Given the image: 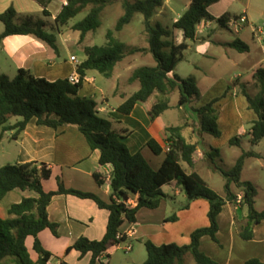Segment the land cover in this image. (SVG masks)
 Segmentation results:
<instances>
[{
  "label": "trees",
  "instance_id": "1",
  "mask_svg": "<svg viewBox=\"0 0 264 264\" xmlns=\"http://www.w3.org/2000/svg\"><path fill=\"white\" fill-rule=\"evenodd\" d=\"M35 1L42 7L43 15L48 16L47 5L52 0ZM118 1L121 2L124 12L114 29L107 31V42L103 45L84 47L85 59L76 66L80 76L78 83L73 84L68 78L50 81L44 77H36L25 69H19L12 80L0 73V127L6 131L13 130V139L23 132L32 118H35L37 125L54 129L75 126L83 134L89 147L92 150H99V164L102 166L109 164L112 167L110 172L112 195L110 202L105 203L92 192L66 188L60 179L56 190L45 191L42 181L48 179L51 174L45 163L25 162L0 166V200L15 188L30 190L37 194L36 197H24L20 202L11 204L8 208L11 217L0 216V264L48 263L51 253L41 245L37 235L45 228L57 234V225L49 221L47 216V206L57 194L91 199L99 208L109 211L106 232L100 240L80 237L67 249L73 248L81 255L91 253L89 264H94L110 247L125 241L124 237L117 238L123 222H135L136 214L141 208H157L161 201L168 197L162 191V187L171 182H175L186 195L187 202L184 208L199 198L208 201L209 225L195 229L190 234V242L182 246L174 243L156 245L146 240L144 246L147 257L141 264H185L187 255L192 257L194 264H217L199 250V241L205 235L217 241V216L227 201L231 203L237 201V194L232 191L231 184L240 189V202L247 208L246 217L242 221L235 220L238 235L244 240H251L255 225L264 220V208H256L258 192L256 185L241 178L245 161L248 158L259 157L258 153L252 150L243 151L232 167L224 171L215 164L214 157L218 156V149L211 148L205 152L212 169L219 171L225 178L223 196L212 189L198 173L187 174L184 171L183 163L189 167L193 166V154L197 150V144L183 137V125L165 128V157L161 165L154 169L140 151L135 153L129 151L124 142L127 131L115 130L111 120L99 115L95 99L91 96H80L78 93L87 71L94 70L105 77H110L115 66L127 54L148 51L156 64L134 68L128 80L131 83L138 82L139 87L117 107V111L129 114L136 104L142 103L149 117L154 119L169 109V96L176 89L179 91L178 107L186 106L200 96L195 78L193 76L182 78L177 74L170 76L184 58L186 40L194 39L197 26L203 20H216L226 27V22L237 15L225 13L219 18H214L208 7L219 0H190L186 10L170 28L160 23H152L153 16L166 0H66L54 22L65 25L90 6L86 15L73 25V29L80 32L82 41L88 32L95 31L100 26L102 10ZM135 14L143 16L148 48H131L114 35L129 24ZM0 21L3 24L0 42L10 35L32 34L47 43L55 53L58 52L56 34L47 30V24L43 19L30 15L22 17L10 6L0 14ZM175 29L182 32L183 40L180 43L175 41ZM262 42L264 44V37ZM228 45L240 53L249 51L248 44L239 38ZM252 79L257 88L256 93L251 95L248 92L247 83L241 85V93L247 101V107L256 115L247 133L251 145L255 146L264 138V69L257 68L252 73ZM213 105L214 101H210L198 108L192 107V111L199 118L201 132L220 137L217 110ZM15 116L21 119L9 124L10 118ZM229 144L240 147L241 137L233 136L229 139ZM147 146L154 154L162 152V147L153 138L148 140ZM94 176L97 183L104 182L102 174L96 172ZM131 198L136 201L134 206L127 204ZM175 219V214H172L167 220ZM28 236L34 238L32 248L38 255L37 260L31 258L26 246ZM243 264H264V261L249 258Z\"/></svg>",
  "mask_w": 264,
  "mask_h": 264
},
{
  "label": "crops",
  "instance_id": "2",
  "mask_svg": "<svg viewBox=\"0 0 264 264\" xmlns=\"http://www.w3.org/2000/svg\"><path fill=\"white\" fill-rule=\"evenodd\" d=\"M65 1L52 0L47 5L49 13L47 17L54 20ZM189 3L190 0L187 2L186 8ZM10 6L22 17L33 16L32 14L42 11V7L35 0H0V14ZM209 9L210 6L208 11ZM173 10L174 4L171 0H166L155 16L170 17L173 14ZM221 13L237 15L229 12L227 8ZM243 13L247 17V24H252V19L248 12L245 11ZM220 14H217V17H220ZM180 15L181 13L177 12L174 18L170 17L172 23ZM49 19L43 20L47 22ZM210 22V20H206L203 24L200 22V31L197 29L193 39L195 42H201L205 38H209L208 29ZM242 29L238 33L242 34ZM251 30L252 40H254L256 35L253 29ZM2 31L3 24L0 21V33ZM199 32L204 34L199 35ZM174 34L176 43L182 42V32L175 29ZM263 37H258L257 40L262 43ZM187 41L188 49L189 44ZM231 41L233 40L222 41L221 43L230 47L228 44ZM261 48L264 50L263 45ZM196 52L203 56L207 55V50L200 47H196ZM71 55L73 54L69 53L68 59L60 60V55L58 56L53 48L34 35H10L0 42V73L5 74L11 80L16 76L19 69L28 70L34 76L44 77L50 81L68 78L76 71L77 66L74 61H71ZM126 60L127 57L125 56L118 62L110 77L104 76L114 81L111 87L106 89L101 86H95L96 76L94 73L96 71L89 70L78 93L80 96L93 97L97 103L99 115L111 120L115 130L127 131L124 142L129 151L131 153L140 151L151 167L157 169L165 157L166 143L163 133L167 124L162 117L168 109L154 119L149 117L142 103L136 104L129 114L117 111V107L124 102L128 95L124 90L118 91L120 78L124 79L127 86L138 84L136 81L129 82L128 79L134 68H132L130 60ZM124 64L126 67L125 73L129 72L126 76L123 73H117V70L122 68ZM173 74L177 73L171 72L170 76H173ZM177 75L183 77L180 74ZM193 77L197 85L198 80L195 76ZM97 90L99 91V98L96 96ZM109 95L113 98L118 97V103L115 105L110 104ZM250 118H254V115H251ZM20 119V117L16 116L11 117L9 124H13ZM184 125L190 126L188 119H186ZM13 132V130L6 131L0 127V166L25 162L45 163L46 167L51 171L49 178L42 181L45 191L56 190L58 179H60L66 188L92 192L105 203L110 202L112 195L110 172L112 167L109 164L103 166L99 164V150H92L89 147L85 137L77 127L68 125L54 129L37 125L35 118H32L16 139L12 138ZM205 134L207 133L201 132L199 127V136L203 142H192L197 144V150L193 154V166L189 167L183 163L182 167L187 174L191 172L198 173L212 189L219 193V190L214 188L202 174L205 169L213 170L209 160L205 157V152L213 148L214 143L206 141L207 137ZM151 138L160 144L162 147L161 153L154 154L149 149L147 142ZM259 144L254 147H258ZM251 150L260 156L248 158L245 161L241 178L253 182L257 187L258 184L255 179L259 170L264 169V152ZM215 157L219 159L220 153ZM250 161L252 162L251 164H249ZM246 171L250 172L251 175L245 176L244 173ZM96 172L104 176L105 179L102 184L97 183L94 176ZM224 184L225 182L223 183V194H221L223 196L225 194ZM231 189L237 194V201L235 203L227 201L217 216V241L205 235L199 241V250L217 264H243L249 258H257L264 261V220L255 225L253 229L254 236L251 240L242 239L237 233L235 220L242 221L247 215V208L240 202V189L234 184H231ZM162 191L168 197L163 199L157 208H141L136 214L135 222L124 221L119 228V233L125 238L124 242L132 245L130 255L122 259L117 255L119 247H110L94 264H141L147 257L144 246L146 240H150L156 245L174 243L182 246L190 242V234L195 229L209 225L207 216L209 203L206 199L193 200L187 208H184L187 202L186 195L175 182L164 185ZM36 196L37 194L30 190L15 188L9 191L0 200V216L2 218L11 217L8 212L11 204L20 202L24 197ZM131 200L135 201L133 198ZM134 205L135 202L132 206ZM172 214H175L176 219L167 220ZM47 216L49 221L57 225V234H54L49 228H45L37 235L41 245L51 253L47 264H60L61 262L65 264H89L91 253L81 255L79 251L73 248L67 249L80 237H86L89 240H100L106 232L109 211L99 208L97 203L91 199H83L70 194H57L52 197L47 206ZM33 241L34 238L28 236L26 238V246L31 258L37 260L38 255L32 248ZM133 241H138L137 245H134ZM185 264H194L190 255L185 257Z\"/></svg>",
  "mask_w": 264,
  "mask_h": 264
},
{
  "label": "rangeland",
  "instance_id": "3",
  "mask_svg": "<svg viewBox=\"0 0 264 264\" xmlns=\"http://www.w3.org/2000/svg\"><path fill=\"white\" fill-rule=\"evenodd\" d=\"M189 0H171L174 4L173 14L171 18L176 16L177 12L181 14L185 11V6ZM88 6L83 12L70 19L67 24L60 25L49 17L44 16L42 11L32 14L34 18L49 19L47 20V30L56 34V44L59 59H68L69 53H72L78 61L85 58L84 47L92 45H103L107 42L106 33L109 29H114L117 20L123 14L124 10L121 2H115L107 5L100 14L101 24L95 30L88 32L84 39L80 41V32L73 29V25L81 20L88 12ZM229 12L241 15L247 11L252 19V24L243 25L242 34L235 33L227 27L220 25L216 20H211L208 29L209 38L201 42L188 40L189 48L183 51V60L177 65L173 73L180 74L182 78L195 76L197 78V88L199 89L200 98L193 100L190 104L178 107L179 91L176 89L169 96L170 108L164 113L162 119L167 126L183 125V137L190 142H200L199 136V118L192 107H200L207 102L214 101V108L217 110L218 120L217 126L221 132L220 137H213L205 134L206 141L214 143V149H218L220 158L214 157L215 164L224 171H228L235 158L242 152L247 150H260L264 152V138L259 142L258 147H254L250 143V136L247 134L252 121L256 119L255 113L247 107V101L241 93V85L247 83L248 92L254 95L257 88L254 86L252 73L257 68L264 69V47L263 42L257 40L258 37L264 36V0H219L210 5V13L214 18L225 9ZM225 13H221L223 16ZM220 16V17H221ZM168 16L155 15L152 23H160L163 26L172 27V21ZM206 20L201 21V24ZM201 25L197 26L200 31ZM251 29L255 30V39L252 40ZM204 34L199 32V35ZM115 37L125 42L129 47L148 48L147 34L144 32L142 14H135L131 22L125 25L120 31L115 32ZM241 38L248 43L250 50L247 53H240L236 49L223 45L222 41L234 40ZM196 47L207 50V55L203 56L196 52ZM127 60H130L132 68L138 66H154L156 64L152 54L148 51L135 52L127 54ZM125 64L117 70L125 74ZM131 72V71H130ZM96 76L95 86H101L108 89L113 85V80L105 78L98 72ZM209 88V89H208ZM138 89V84L127 86L123 78H120L118 91L124 90L130 96ZM99 90V89H98ZM97 90V98L99 91ZM110 104L118 103L119 98H113L109 95ZM101 104V103H99ZM246 105V106H245ZM254 115V118H250ZM188 119L190 126L184 125ZM164 136V133H163ZM233 136L241 137V146H232L229 139ZM252 162L250 161L249 164ZM186 167V166H185ZM207 180L219 190V194H223L224 176L215 170H206L202 173ZM245 176H250V172L246 171ZM255 182L258 184V194L256 197V208H264V169L259 170ZM138 241H133L137 245ZM121 243L117 250V255L124 259L130 255V251L126 252L121 248Z\"/></svg>",
  "mask_w": 264,
  "mask_h": 264
},
{
  "label": "built area",
  "instance_id": "4",
  "mask_svg": "<svg viewBox=\"0 0 264 264\" xmlns=\"http://www.w3.org/2000/svg\"><path fill=\"white\" fill-rule=\"evenodd\" d=\"M65 4H66V1L64 2V5H65ZM245 24H247V17H246V15H245L244 13H242L241 15H237V17H231V18L226 22V26H227V28H228L229 30L234 31L235 33H238V32L242 29L243 25H245ZM253 31H254V33H255V30H254V29H253ZM70 59H71V61H74L77 65L80 63V62L78 61V59H77L74 55H71V56H70ZM68 80H69V82H71V83H73V84L78 83L79 80H80V76H79L78 72L75 71L74 73H72V74L68 77ZM239 199H240V198H239ZM134 202L136 203V201L129 199L128 202H127V204L132 206V204H133ZM122 237H123V235H122L121 233H118L117 238H122ZM121 243H124V244H125V245L121 248L122 250L128 252V251H130V250L132 249V245H131L130 243H125L124 241L121 242ZM121 243H119V244H118L117 246H115V247H118Z\"/></svg>",
  "mask_w": 264,
  "mask_h": 264
}]
</instances>
